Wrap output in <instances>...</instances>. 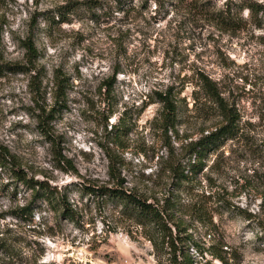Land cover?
I'll return each mask as SVG.
<instances>
[{
    "label": "rangeland",
    "instance_id": "1",
    "mask_svg": "<svg viewBox=\"0 0 264 264\" xmlns=\"http://www.w3.org/2000/svg\"><path fill=\"white\" fill-rule=\"evenodd\" d=\"M249 3L264 0H0V65L27 66L24 39L37 50L31 71L0 75V147L14 165L0 167V264H222L186 241L170 248L153 225L84 190L176 202L180 236L207 248L170 173L187 143L220 123L201 76L240 132L207 155L189 191L201 204L213 194L204 206L215 208L225 264H264V17ZM227 16L234 30L218 21ZM165 93L174 128L163 122ZM14 174L54 199L34 200L38 187ZM26 205L32 216L15 217Z\"/></svg>",
    "mask_w": 264,
    "mask_h": 264
},
{
    "label": "trees",
    "instance_id": "2",
    "mask_svg": "<svg viewBox=\"0 0 264 264\" xmlns=\"http://www.w3.org/2000/svg\"><path fill=\"white\" fill-rule=\"evenodd\" d=\"M119 5L123 4L126 0H115ZM245 7L249 10L251 15L258 16L261 14L264 17V5L249 3L245 4ZM230 15V10H226L225 14ZM222 15V14H221ZM221 25L229 30H234L232 25L233 18L220 17L218 19ZM21 47L25 50L26 63L27 66L18 67L12 65H0V75L4 71L10 73H26L31 71L33 63L37 59V50L31 39H24L20 42ZM0 46H1V32H0ZM200 89L204 93V100L207 104H210L216 112V118L219 119V124L215 127H204L199 132V138L196 140H191L187 143L185 154L186 158L179 159L175 162V165L170 168V173L172 175V180L176 183L177 191L184 192L186 196H189L186 208L188 209L189 217L192 221H195L203 229V239L208 237L209 246L204 248L199 242L193 240V236L185 235L180 236L184 233L182 227L179 223L174 221L173 213L177 212L174 207L177 205L176 202L168 204V201L161 207L155 206L148 203L145 200L137 198L129 192H125L118 188H92L84 187L85 193L94 197H99L104 199L106 202H111L115 206H120L124 213H126L131 219H133L137 224L145 226L146 224H151L154 226V230L161 236L163 240H167V244L170 248H175L174 240L186 241L191 243L196 248V252L203 253L207 252L212 258L217 259L220 263L225 264V257L222 253L225 250L222 249L224 246L222 241L219 240L217 225L213 221V214L215 213V208L212 206H204L207 199L213 198V194L204 195L202 194L203 203L199 201H194V195L190 190V186L197 178V176L204 169V159L211 152L216 151L221 146H223L226 141L234 139L237 137L239 130L240 118L237 112L230 108L227 103L223 100L217 91L216 85L210 81L206 76H201L199 78ZM59 87V86H57ZM159 102L162 104V109L164 111L163 122L165 128H174L176 123H178V114L176 112V107L170 100L168 95H159ZM6 165H13V162L9 158V153L5 148L0 147V167ZM14 166V165H13ZM14 171V169H11ZM16 178L23 181L30 189L35 190V197H41L47 201L54 199L55 193L51 191L49 187L40 185L38 182H32L27 180L25 177H21L19 174H14ZM180 192V193H181ZM192 195V196H191ZM180 196V194H179ZM177 195V199L180 200L181 197ZM175 198V199H176ZM180 205V201H178ZM62 207L65 205V200L57 201ZM199 203V204H198ZM261 203L264 208V192L261 194ZM198 206V207H197ZM61 207V208H62ZM182 207V206H180ZM33 214V208L31 205H26L14 213L15 217L19 219L30 218ZM171 223L175 230V235H173L172 229L168 226ZM203 244H205L203 242ZM184 264H192L190 257L184 259Z\"/></svg>",
    "mask_w": 264,
    "mask_h": 264
},
{
    "label": "clouds",
    "instance_id": "3",
    "mask_svg": "<svg viewBox=\"0 0 264 264\" xmlns=\"http://www.w3.org/2000/svg\"><path fill=\"white\" fill-rule=\"evenodd\" d=\"M244 14H245V16H247V15H248L247 11H245V13H244Z\"/></svg>",
    "mask_w": 264,
    "mask_h": 264
}]
</instances>
